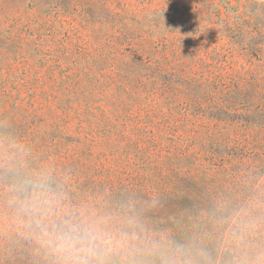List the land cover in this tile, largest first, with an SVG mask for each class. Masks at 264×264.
<instances>
[{"label":"trees","instance_id":"16d2710c","mask_svg":"<svg viewBox=\"0 0 264 264\" xmlns=\"http://www.w3.org/2000/svg\"><path fill=\"white\" fill-rule=\"evenodd\" d=\"M131 39L110 40L86 100L70 86L75 104L0 116V264H71L51 241L73 227L107 241L88 264H264V65L199 74ZM120 83L144 99L131 138L113 129Z\"/></svg>","mask_w":264,"mask_h":264},{"label":"rangeland","instance_id":"374dc122","mask_svg":"<svg viewBox=\"0 0 264 264\" xmlns=\"http://www.w3.org/2000/svg\"><path fill=\"white\" fill-rule=\"evenodd\" d=\"M124 34L137 56L173 43L199 74L209 73L206 62L260 66L264 0H0V116L86 100L115 62L110 40ZM70 86L78 97H69ZM119 86L113 129L131 138L144 130V99L124 97Z\"/></svg>","mask_w":264,"mask_h":264},{"label":"clouds","instance_id":"9594fccd","mask_svg":"<svg viewBox=\"0 0 264 264\" xmlns=\"http://www.w3.org/2000/svg\"><path fill=\"white\" fill-rule=\"evenodd\" d=\"M99 243H107L97 232L85 230L79 232L74 227L68 232L54 234L51 241L54 251L71 264H88L89 258L95 255Z\"/></svg>","mask_w":264,"mask_h":264}]
</instances>
